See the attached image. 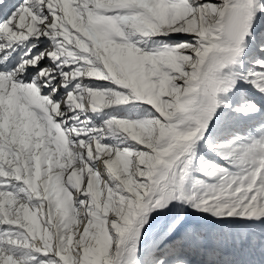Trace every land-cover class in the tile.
Listing matches in <instances>:
<instances>
[{
	"label": "snow or ice",
	"instance_id": "6c2138e0",
	"mask_svg": "<svg viewBox=\"0 0 264 264\" xmlns=\"http://www.w3.org/2000/svg\"><path fill=\"white\" fill-rule=\"evenodd\" d=\"M0 264H264V0H0Z\"/></svg>",
	"mask_w": 264,
	"mask_h": 264
}]
</instances>
